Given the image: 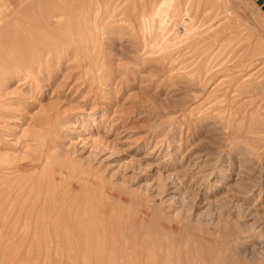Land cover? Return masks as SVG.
I'll list each match as a JSON object with an SVG mask.
<instances>
[{
  "label": "rangeland",
  "instance_id": "374dc122",
  "mask_svg": "<svg viewBox=\"0 0 264 264\" xmlns=\"http://www.w3.org/2000/svg\"><path fill=\"white\" fill-rule=\"evenodd\" d=\"M159 1L0 0V264H264L260 2Z\"/></svg>",
  "mask_w": 264,
  "mask_h": 264
},
{
  "label": "bare ground",
  "instance_id": "6f19581e",
  "mask_svg": "<svg viewBox=\"0 0 264 264\" xmlns=\"http://www.w3.org/2000/svg\"><path fill=\"white\" fill-rule=\"evenodd\" d=\"M101 3V2H100ZM113 3V2H112ZM102 4V3H101ZM173 0H160L148 14L140 16L141 34L145 40L147 36L151 35L153 23L156 21L160 27L165 26L170 10L173 9ZM92 9V8H91ZM175 10V9H174ZM173 10V11H174ZM173 13V12H172ZM76 16V15H75ZM59 17V16H58ZM101 17V6L98 2L94 3L91 16V25L98 36L101 32V25L99 19ZM45 18V17H44ZM183 19V18H182ZM181 22V20H179ZM88 22V21H87ZM168 24V23H167ZM166 24V26H167ZM87 25V24H86ZM89 26V25H88ZM104 26V25H103ZM157 26V27H159ZM56 27V26H55ZM179 27V26H178ZM164 28V27H163ZM182 28V27H181ZM155 32V31H154ZM88 34V33H87ZM94 34V33H93ZM102 36V35H101ZM64 37V36H63ZM100 37V35H99ZM101 39V38H100ZM174 39V38H173ZM172 39V40H173ZM149 40V39H148ZM90 41V40H89ZM98 41V40H97ZM146 41V40H145ZM94 42V40H93ZM96 42V41H95ZM101 42V41H100ZM98 43V42H97ZM149 49V48H148ZM150 50V49H149ZM151 51V50H150ZM153 51V50H152ZM149 52V51H148ZM93 54V53H92ZM96 58V57H94Z\"/></svg>",
  "mask_w": 264,
  "mask_h": 264
},
{
  "label": "built area",
  "instance_id": "2783aa9c",
  "mask_svg": "<svg viewBox=\"0 0 264 264\" xmlns=\"http://www.w3.org/2000/svg\"><path fill=\"white\" fill-rule=\"evenodd\" d=\"M260 2L259 7L261 8L262 12L264 13V0H258Z\"/></svg>",
  "mask_w": 264,
  "mask_h": 264
}]
</instances>
